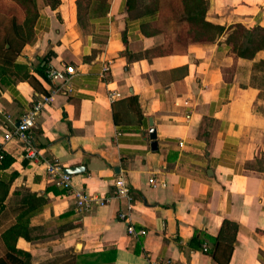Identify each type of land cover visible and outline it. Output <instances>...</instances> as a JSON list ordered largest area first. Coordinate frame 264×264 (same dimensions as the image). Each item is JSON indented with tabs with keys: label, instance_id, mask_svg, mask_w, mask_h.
<instances>
[{
	"label": "crops",
	"instance_id": "crops-1",
	"mask_svg": "<svg viewBox=\"0 0 264 264\" xmlns=\"http://www.w3.org/2000/svg\"><path fill=\"white\" fill-rule=\"evenodd\" d=\"M207 1L211 23L264 28V0ZM75 2L41 9L14 75L0 77V150L13 158L7 171L17 173L9 195L25 187L48 200L29 219L30 240L19 238L17 248L31 255L32 264L65 253L85 264H217L189 241L195 230L216 236L227 219L237 224L228 264H264V71L253 68L264 51L241 59L221 37L189 44L185 53L128 61L124 31L130 54L159 46L162 37H145L134 24L124 29V0H110L103 23L82 30ZM47 52L45 73L65 66L75 73H64L65 81L43 79L35 68ZM110 92L119 94L117 100L136 96L142 119L130 114L126 120L125 114L115 125ZM44 95L51 101L36 118L38 156L27 159L21 142L5 141L4 134ZM53 163L63 173L82 167L70 175L71 186L95 197H110L114 178L122 176L130 209L111 198L77 212L73 197L48 174ZM151 177L164 186H150ZM119 211L128 212L136 232L146 233L129 235Z\"/></svg>",
	"mask_w": 264,
	"mask_h": 264
},
{
	"label": "trees",
	"instance_id": "trees-1",
	"mask_svg": "<svg viewBox=\"0 0 264 264\" xmlns=\"http://www.w3.org/2000/svg\"><path fill=\"white\" fill-rule=\"evenodd\" d=\"M109 1L76 0L79 27L86 31L87 28L95 29L93 23L102 24L109 10ZM59 3L60 0H0V77L14 75V61L22 47L32 41L41 9L49 7L53 10ZM207 9V0H124V29L134 24L145 37L160 35L163 38V42L155 48L142 54H130L124 31L121 39L127 60L181 54L186 52L189 44L215 43L221 37H225L224 43L229 51L241 59L252 60L258 52L264 51L263 27L214 24L206 19ZM49 60L50 53L47 52L35 68L43 79H46L45 70ZM253 68L264 71V60L254 63ZM28 80L36 88L35 79L30 76ZM111 103L115 125L121 124L125 114L128 116L126 120L130 114L139 121L142 119L136 96L115 99ZM0 157V264H32L31 255L17 248V240H30L29 219L41 212L48 205V200L25 187L17 188L9 195L17 173L7 171L13 162L10 155L0 151ZM236 234L237 224L225 219L216 236L195 230L189 245L208 254L217 264H228ZM204 244H210L205 251ZM83 260L74 253H65L44 264H85Z\"/></svg>",
	"mask_w": 264,
	"mask_h": 264
},
{
	"label": "built area",
	"instance_id": "built-area-1",
	"mask_svg": "<svg viewBox=\"0 0 264 264\" xmlns=\"http://www.w3.org/2000/svg\"><path fill=\"white\" fill-rule=\"evenodd\" d=\"M107 70V67L104 68ZM65 74L69 77L75 73V70L71 66H65L63 71L48 69L46 72V77L50 80H66ZM66 89L69 91V86L65 85ZM119 94L117 92H110L108 94L109 100L114 101ZM51 101V97L44 95L41 97L39 101H37L33 107L26 112L23 113L21 116L18 125L13 128V130L8 131L4 134V140L10 141L11 139H16L21 142L22 149H23V157L27 159H35L38 156V151L35 145L34 139V128L36 125V118L38 112ZM1 151V150H0ZM1 158V157H0ZM48 174L50 178L54 181V184L57 187L65 189L68 193L73 197L75 210L77 212H87L90 211L95 206H104L106 205L111 198H119L123 199L127 204V210L130 209L132 196L131 192L124 180V178L120 175L116 176L113 180V189L112 195L110 197H95L93 195H87L82 192H79L72 188L70 175L63 173L61 168L53 163L50 164L47 168ZM148 183L152 187H163L164 183H161L156 178L151 177L148 180ZM117 217L126 223V231L129 235H144L145 231H138L136 232L132 225L130 224L129 214L128 212L119 211ZM204 251L208 249L207 244L203 245Z\"/></svg>",
	"mask_w": 264,
	"mask_h": 264
},
{
	"label": "water",
	"instance_id": "water-1",
	"mask_svg": "<svg viewBox=\"0 0 264 264\" xmlns=\"http://www.w3.org/2000/svg\"><path fill=\"white\" fill-rule=\"evenodd\" d=\"M150 125H152V122L150 121L149 122ZM149 138L151 140V149L152 150H155L156 148V142H155V130L153 128H151L149 130ZM83 171V168L82 167H75V168H69V169H65L64 173L67 174V175H71V174H74V173H79Z\"/></svg>",
	"mask_w": 264,
	"mask_h": 264
},
{
	"label": "rangeland",
	"instance_id": "rangeland-1",
	"mask_svg": "<svg viewBox=\"0 0 264 264\" xmlns=\"http://www.w3.org/2000/svg\"><path fill=\"white\" fill-rule=\"evenodd\" d=\"M166 1H169V0H166ZM166 27V26H165ZM87 29H90V28H87ZM169 29H171L170 27H169ZM162 40H163V38H162Z\"/></svg>",
	"mask_w": 264,
	"mask_h": 264
}]
</instances>
